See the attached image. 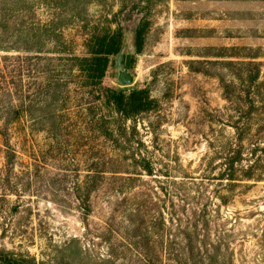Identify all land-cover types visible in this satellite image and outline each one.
Instances as JSON below:
<instances>
[{"label":"rangeland","instance_id":"obj_1","mask_svg":"<svg viewBox=\"0 0 264 264\" xmlns=\"http://www.w3.org/2000/svg\"><path fill=\"white\" fill-rule=\"evenodd\" d=\"M84 4L89 27L110 22L125 31L104 85L148 88L155 99L152 110L135 118L136 140L144 142L136 151L152 161L154 175L111 163L106 167L121 172L106 168L88 193L86 141L78 124L85 116L65 119L56 138L41 124L31 131L24 119L11 135L18 151L13 165L7 166L0 141V264L3 256L21 264H148L143 253L151 264H170L168 247L181 225L194 222L198 205L208 215L201 218L194 246L222 241L221 260L210 264H264V150L252 152L259 139L264 147V109L251 110L258 81L248 92L244 80L260 70L264 81V0ZM140 23L147 30L138 52ZM70 26L66 35L82 53L87 31ZM123 71L132 74V84L119 82ZM237 143L243 145L242 166L256 163L258 170L232 183L228 164ZM136 146L131 142L126 163H132Z\"/></svg>","mask_w":264,"mask_h":264},{"label":"trees","instance_id":"obj_2","mask_svg":"<svg viewBox=\"0 0 264 264\" xmlns=\"http://www.w3.org/2000/svg\"><path fill=\"white\" fill-rule=\"evenodd\" d=\"M85 1L0 0V141L7 152V166H10L18 153L11 143V135L15 126L24 119L30 120L31 131L41 124L43 130L56 138L64 128L65 119H71L72 115L85 116L83 123L80 121L78 124L86 141L87 157L84 162L88 175L85 188L90 193L99 186V178L107 173L106 168H111L113 174L121 172L119 167H106L111 163L128 166L124 167L127 169L138 166L148 175H154L152 161L136 151L144 142L136 140L139 131L135 118L152 110L155 99L148 88L124 89L104 85L111 58L120 54L124 47L125 31L121 26L113 28L110 22L89 27ZM70 25L78 27L80 32L87 31L82 53L76 51V42L66 35ZM146 30L144 23L135 29L138 52L144 44ZM248 76L244 79L248 92L253 82L258 81V91L251 96L259 98L257 101L260 103L256 106L255 98L251 97V110L264 109V81L260 80V70ZM129 121L134 124H128ZM100 140L102 144L98 143ZM260 140L254 144V154L257 150H264V147H259ZM131 142L137 146L129 164L126 163V153H131ZM235 146L237 150L229 159L227 174L232 183L241 178H252L258 170L256 163L246 168L242 166L243 145L237 143ZM259 159L257 157V163ZM133 174L137 176L141 173ZM84 205L88 206L85 201ZM196 208L193 211L194 222L188 219L192 224L181 225L177 230L179 234L175 235L176 240L166 246V253L169 248L170 264H206V261L210 264L221 260V239L216 245L208 242L211 247L212 244L215 246L212 251L207 244L205 247L203 243L200 247L192 242L200 234L197 230L201 218L208 215L207 208L199 205ZM172 212L169 211L171 219H176ZM203 226L207 230V225ZM177 244L181 250L175 248ZM172 248L178 249V252L174 253ZM143 254L144 261L151 264L152 258L147 253ZM2 259L5 264H21L10 256H3Z\"/></svg>","mask_w":264,"mask_h":264},{"label":"water","instance_id":"obj_3","mask_svg":"<svg viewBox=\"0 0 264 264\" xmlns=\"http://www.w3.org/2000/svg\"><path fill=\"white\" fill-rule=\"evenodd\" d=\"M120 58V56H119ZM131 54H128L126 56V66L129 67L130 64H131ZM134 81V78L132 76L131 73L127 72V71H123L119 74V82L122 84V85H129V84H132Z\"/></svg>","mask_w":264,"mask_h":264}]
</instances>
